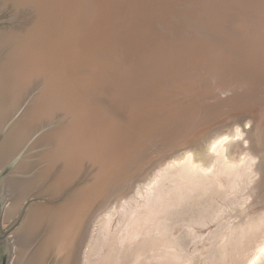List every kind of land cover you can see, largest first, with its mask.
Listing matches in <instances>:
<instances>
[{"label":"rangeland","instance_id":"374dc122","mask_svg":"<svg viewBox=\"0 0 264 264\" xmlns=\"http://www.w3.org/2000/svg\"><path fill=\"white\" fill-rule=\"evenodd\" d=\"M20 3L13 6L4 0L5 5L0 6V26L5 24L4 32L20 33L19 40L34 27L33 42L44 43L47 34L51 41L46 49L47 69L36 61L34 69L22 78L27 92L20 103H15L19 104L16 120L24 118L25 110V118H30L32 126L27 134L30 138L15 157L22 160L26 154L31 158L38 151L42 153L35 158L40 161L35 167L38 165L36 169L43 172V180L32 185L34 193L28 190V203L38 200L59 205L70 194L75 197L70 199L72 202L69 200L71 221L74 220L68 231L71 236L69 239L66 236L62 245L65 252L66 245L74 239V257L70 255L69 263L264 264V251L255 253L264 239V225L243 233L239 240L226 228L228 222L240 218L228 214L238 204L232 203V199L239 202L242 197L234 196L237 191L226 190L229 203L216 194L213 201L222 205V209L216 216L205 217L203 224L189 223L173 211L168 215L166 234L149 218H143L146 206L141 205L143 197L138 194H133L131 204L119 205L115 210L109 207V197L114 193L117 198L130 197L133 188L146 182L163 165L161 161L165 162L164 159L173 156L169 154L197 138L189 137H194L193 131L198 130L201 137L211 128L226 129L227 124L235 125L249 112L243 108L253 106L255 97L259 95L264 102L261 57L264 35L256 33L260 28L254 26V21L240 12L243 23L236 14L238 7L256 6L261 11L260 4L264 10V0H22ZM261 16L264 26V14ZM20 72L26 73L22 67ZM30 115H34L32 119ZM36 140L38 143L33 144ZM5 166L0 167L2 177L12 165ZM1 179L0 196H6L8 205L14 196L7 188L8 179ZM58 179H63L62 186ZM57 183L60 187H56ZM238 185L237 190L242 184ZM51 189L54 194L49 193ZM104 199L107 202L103 213L101 210L102 214H97L85 228V214ZM28 203L24 207L19 205L7 221L1 217L7 264L12 257V231L19 225ZM263 206L260 203L253 208ZM130 208H134L132 214ZM106 209L111 212L108 221L102 222L99 218L106 216ZM133 228L139 233L132 235ZM75 252L79 255L75 256ZM78 256L80 263L76 261Z\"/></svg>","mask_w":264,"mask_h":264},{"label":"bare ground","instance_id":"6f19581e","mask_svg":"<svg viewBox=\"0 0 264 264\" xmlns=\"http://www.w3.org/2000/svg\"><path fill=\"white\" fill-rule=\"evenodd\" d=\"M21 1L22 0H10V1L8 0V3L10 2L12 3L13 6H17L22 4L20 3ZM3 2L4 0H0V6L2 5ZM4 5L5 4H3L2 6ZM258 7H260L261 11H259V9L256 6L251 8L238 7L239 11H236V14L239 19V17L241 16L240 12H242L244 15H246V18H248L249 21H254L253 22L254 26H257L258 28L261 29V30L259 29L256 33L258 34L263 33L264 35V26L260 22L263 18L261 16V13L264 14V10L261 8L260 4L258 5ZM241 20L243 19L241 18ZM248 20L247 22H249ZM241 22L244 23V20ZM4 25L2 27L0 26V167L3 165H6L5 166L6 168H8L9 165L12 166L11 167L9 166L11 168L10 172L8 171L7 175H5L4 177L0 176V178L8 179L7 188L13 193L14 196V198H12V202H10L4 208L2 214V218L4 220L6 219L7 221V218L12 217L13 214L17 212L19 205L21 206L28 203L29 201L28 190L31 191L32 190L31 187H33L32 185L40 181L41 177L43 178V172L40 171L39 169H36L38 165L37 167H35L37 161H39L38 159L36 160L35 158H38L42 155V153H40L41 151L40 152L38 151L36 153L37 154L36 157L30 158L26 154L27 151L30 149L29 147L28 149H25V151L23 152L24 156L26 154V157H24L25 159L17 160L15 157L19 154L17 153L18 150L26 143L25 141L28 138L27 134L30 132V127L32 126V125L30 126V121H28L30 118L29 117H28L29 119L25 118V116L27 115L25 113V110L23 111V113L25 114L24 118L21 116L23 120H21V117L16 120L17 106L19 104L17 105L15 103L16 102L20 103L21 97L24 95V93L27 92L26 85H24L26 84V81H24L22 78L24 77L26 78L27 72L32 71L33 64L36 61L39 64L43 63L47 69L48 60L46 58V49L51 39L47 34V38L45 39L44 43L33 42V37L35 32L33 29L34 27H31L30 30H28L26 36L18 40L17 37L21 34L20 33L18 34V32H14L12 28H9V30L11 29L12 31H8V33H6L7 31L4 32ZM20 26L19 25L13 26L12 24V27H20ZM23 27H25V25ZM262 50L263 51L261 57L264 58V45L262 47ZM240 59L241 58H239V60ZM21 67L22 70L26 71V73L20 74ZM234 71L236 72V70ZM238 72L240 73V71ZM262 96L264 95L262 94ZM261 99L262 98L258 95L257 97H255L253 106H251L250 104L249 105L251 107L245 106V108L243 109H245L246 111L248 110L249 112L243 115L242 118L239 119L237 123L235 122L236 124L233 126L229 127L230 125L229 123V125L227 124L228 127L226 129L211 128V130H207L208 132L203 134V136L201 137L199 136L201 133L198 130L193 131L194 137L191 135L192 133L186 135L185 137L191 135L189 136L190 138L191 137L195 138V136L197 138H195L192 141L190 140L191 141L190 144L184 145L182 149L177 150L176 153L174 154L168 153L169 155H173V156L164 159L165 162L161 161L160 163H163V165L159 167L152 174L151 177L147 175L150 178L148 177L149 179L146 180V182H143L142 184H138L140 181H142V179H139L140 181H138L137 183L138 186H136V188H133L134 192H132V190L130 191L131 192L130 197L125 199H121L119 197L121 200L124 201L121 202L120 200V203L119 202L117 203V199L119 198L116 197L117 193H114L111 197H109L111 201L110 202L111 205L109 207L110 208L113 207L112 209L115 210L116 207L117 208L119 207V205L124 206L126 203L128 204V202L130 203L129 200L133 198V194H138L143 197V201L141 205L146 206V212L144 213L143 218L144 219L149 218L153 224L157 225V229H160L159 231H162V234H166L167 224H168L167 221H169L167 220L168 215L172 214L173 211L179 213L182 216V218L189 223L201 222V224H203L202 222L203 220H205L204 219L205 217L209 219L208 216L209 217L216 216L217 212L220 211V208L222 207V205L220 204L217 205L218 202L216 203L213 201L214 196L216 194H219L221 195L222 198L221 200L224 203H229L228 198L230 195L228 194L227 197L226 193L228 192L227 189H231L229 191L233 190V192L234 191L238 192V193L236 192L237 195L234 196H238L239 194V197L241 196L242 197L239 199L240 200L239 202H237L238 200H236L235 202L233 201L234 199H232V203H238L237 205L234 204L237 211L235 208H233V211H229L228 214L230 216H233V218L235 217H240V218H238L237 221H234V219L232 218L233 222H231L230 224H228L229 223L228 222L226 224L227 226L226 228L229 234L236 236L237 240H239L241 239L240 237L243 233L254 231L255 229L259 228L261 225H264V206L259 209L253 208L258 206L260 203L264 204V140H263L264 136L262 137V135H264L263 134L264 110L262 107L264 102ZM34 115L37 116L36 113H34ZM34 115L32 116L30 115L31 119ZM244 125L249 126L248 127L249 129L246 128ZM246 136L248 137V139ZM244 137H246L245 141L246 140L248 141L247 144H243L245 142L243 141ZM36 142L38 143V141L36 140L35 142H33V144ZM63 151L64 150H62L61 152ZM107 158L110 159L109 157ZM14 159L15 161H13ZM38 163H40V161ZM39 167L41 168V166ZM29 170L30 171L33 170L34 172H32L31 175L28 176L27 173L30 172ZM146 170H148V168ZM139 175L138 178H142L139 177ZM145 175L143 174V177ZM221 175L224 176V179H222ZM59 179L58 181H60ZM63 179H61V181ZM239 182L242 185L237 190V187L240 186L238 185ZM2 183H4L5 185V182ZM58 184L59 183H57V185ZM49 186L50 183L48 187ZM56 187H60V186L58 185ZM9 192L7 191V193ZM32 192L34 193L33 190ZM49 193L54 194L55 192L54 190H52V193L51 192ZM73 194L75 193L73 192ZM126 195H128V192ZM71 198H72V194L67 196V199H64V201L59 205L56 204L51 205L49 204L50 201L44 202L38 200L30 201L28 203L27 208L24 211L25 214H23V216L21 215L22 218H20L21 220H19L20 221L19 225L16 226V228L13 229L12 231V241L8 239L9 241L12 242L11 246L13 248L12 252H10V255H12V257H11V261L9 260L10 261L9 264H65L66 261H68V264H70L69 262L71 261L67 259L70 257V255L72 256L74 239H72V241L69 242L68 246L65 244L66 245L65 252H62L63 251L62 245L63 243H65L64 241L66 240V236L67 239L70 238L71 234L68 231H70L69 229V227H71L70 224L72 223V221H74V220L71 221L72 218L70 217V208H72V204L70 205L69 200ZM115 199H116V203L114 201L113 204L112 200ZM71 200L70 202H72ZM136 201L137 200H135V202ZM105 202H107V200L104 199V201L98 206L96 205H95L96 207L92 206V208H90L87 214H85L87 216V219L84 222V224H86L85 228L89 226V222L91 221V219H93L97 214L99 216V214L101 215L103 213L104 210L102 209L105 207ZM190 205L191 207H194L195 205V207L192 209ZM101 210L102 213H99ZM133 211L134 208H130L129 214H132ZM234 211L236 212L234 213ZM110 212H111L110 209H106V211L104 212V215L106 216L100 217L99 220L102 222H106ZM179 219L181 218H178V220ZM210 219L212 220V218ZM131 220H133V218ZM170 222L172 224L171 220ZM75 227L73 229H75ZM76 229H78V227ZM136 230L137 229L133 228L132 235H136L137 233H139ZM79 231L80 229L75 230L74 232L76 234L79 233ZM227 238L228 240L230 239L229 237ZM77 246L78 245H76L75 248L78 250ZM76 249L74 251H77ZM262 251H264V239L258 244L255 253H260ZM64 255L65 258H63ZM77 255H79V253ZM77 255L75 252V256ZM76 259H77L76 261L80 263L79 256ZM71 264H74V262L72 261Z\"/></svg>","mask_w":264,"mask_h":264},{"label":"water","instance_id":"95a60500","mask_svg":"<svg viewBox=\"0 0 264 264\" xmlns=\"http://www.w3.org/2000/svg\"><path fill=\"white\" fill-rule=\"evenodd\" d=\"M6 201H7L6 196L5 195H3V196L1 195L0 196V220H1L4 208L7 206L5 204ZM22 206L24 207V205H22ZM2 234H4V231L0 230V264H7Z\"/></svg>","mask_w":264,"mask_h":264}]
</instances>
